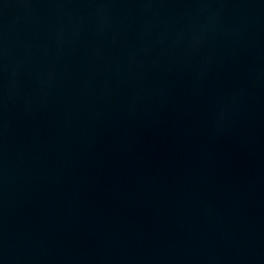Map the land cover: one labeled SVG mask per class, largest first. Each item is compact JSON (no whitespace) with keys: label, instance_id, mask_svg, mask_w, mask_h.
Segmentation results:
<instances>
[{"label":"water","instance_id":"obj_1","mask_svg":"<svg viewBox=\"0 0 264 264\" xmlns=\"http://www.w3.org/2000/svg\"><path fill=\"white\" fill-rule=\"evenodd\" d=\"M0 264H264V0H0Z\"/></svg>","mask_w":264,"mask_h":264}]
</instances>
